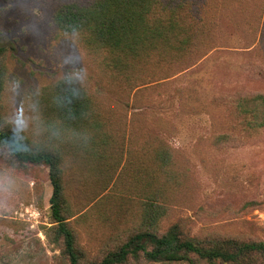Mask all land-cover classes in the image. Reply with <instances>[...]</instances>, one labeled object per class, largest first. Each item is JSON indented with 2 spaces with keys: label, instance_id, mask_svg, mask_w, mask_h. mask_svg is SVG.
Segmentation results:
<instances>
[{
  "label": "rangeland",
  "instance_id": "rangeland-1",
  "mask_svg": "<svg viewBox=\"0 0 264 264\" xmlns=\"http://www.w3.org/2000/svg\"><path fill=\"white\" fill-rule=\"evenodd\" d=\"M89 1L0 0L2 126L25 136L35 151L59 147L61 138L73 137L74 131L57 127L45 101L52 91L45 89L74 80L109 107L106 115L117 137L126 130L127 137L120 138L125 158L132 134L137 146L149 148L150 141L158 146L161 140L171 147V186L162 187L163 198H158L168 210L160 220L161 233L178 225L183 236L198 241H264V132L243 134L235 102L239 96L264 94V0H161L193 23L196 40L185 56L157 59L134 72L136 80L152 82L138 89L114 81L100 55L56 25L62 6ZM71 141L64 145V178L68 196L83 209L93 196L86 186H95L97 166H89L80 152L82 142ZM8 158L0 153V264H66L62 245L50 233L48 168L18 166ZM129 159L141 165L139 156ZM130 196L128 223L114 215L111 223L73 219L85 252L81 264L100 262L116 248L123 230L137 231L141 200ZM153 247L148 244L149 251ZM127 264L170 263L150 262L142 254Z\"/></svg>",
  "mask_w": 264,
  "mask_h": 264
},
{
  "label": "trees",
  "instance_id": "trees-1",
  "mask_svg": "<svg viewBox=\"0 0 264 264\" xmlns=\"http://www.w3.org/2000/svg\"><path fill=\"white\" fill-rule=\"evenodd\" d=\"M55 23L61 31L77 38L90 52L100 55L103 69L114 76V81L127 83L130 89L152 84L144 83L142 77L136 80L134 72H141V68L157 59H175L189 53L197 32L193 31L192 22L183 19L175 9L167 10L161 0L70 2L56 12ZM4 53L5 49L0 46V106L5 85L1 66ZM45 91H52L51 98L45 101L50 103L47 104L48 109L56 114L57 127L72 129L73 137L63 136L59 147L35 151L30 148L27 143L30 141L25 136L2 126L0 108V153L9 157L8 162L18 166L30 164L48 168L53 186L50 233L54 241L62 245L61 253L66 264H81L85 255L78 246L73 219L88 224L96 220L111 223L116 219H113L114 215L120 218V223H128L131 217L125 211V205L126 200H132L130 195H137L141 200L140 210L136 213L137 231L130 234L123 230L116 248L100 262L92 264H127L132 258L140 260L142 254L150 262L170 264H264V241H198L183 236L178 225L161 233L160 223L168 210L161 207L158 198H163L162 187L171 186L168 170L173 164L171 147L161 140L158 146L152 145V141L149 148L143 144L137 146L136 138L130 135L126 150L130 156H139L140 165L129 159L130 156L124 157L125 142L121 144L120 138L124 140L127 137L126 130L118 131L117 137L106 115L108 110L105 109L109 107L99 105L87 87L64 79ZM235 102L237 111L242 115L243 134L264 132V94L239 96ZM70 141L71 144L82 142L80 152L86 160L89 158V166L93 163L97 166L95 186H86L87 193H93V196L90 204L83 209H78L68 196L64 178V145ZM117 168L120 169L118 176ZM123 176L128 181L123 180ZM115 187L118 191H114ZM148 244H153L152 251L148 250Z\"/></svg>",
  "mask_w": 264,
  "mask_h": 264
}]
</instances>
